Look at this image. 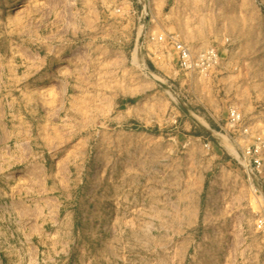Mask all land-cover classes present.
Returning <instances> with one entry per match:
<instances>
[{"label": "rangeland", "instance_id": "374dc122", "mask_svg": "<svg viewBox=\"0 0 264 264\" xmlns=\"http://www.w3.org/2000/svg\"><path fill=\"white\" fill-rule=\"evenodd\" d=\"M154 7L220 65L181 71L134 0H0V264H264V170L228 126L264 138V0Z\"/></svg>", "mask_w": 264, "mask_h": 264}, {"label": "built area", "instance_id": "2783aa9c", "mask_svg": "<svg viewBox=\"0 0 264 264\" xmlns=\"http://www.w3.org/2000/svg\"><path fill=\"white\" fill-rule=\"evenodd\" d=\"M137 5V24L139 36L159 45L169 46L175 53L180 70L190 76H206L211 70L220 65V54L212 46L193 48L180 39L176 33L164 31L160 34L152 33L155 24V0H134ZM228 126L233 132H238L244 141L243 160L245 168L256 176L264 170V138L253 136L252 128L237 108H231L228 117ZM258 228L264 230V220L258 221Z\"/></svg>", "mask_w": 264, "mask_h": 264}, {"label": "bare ground", "instance_id": "6f19581e", "mask_svg": "<svg viewBox=\"0 0 264 264\" xmlns=\"http://www.w3.org/2000/svg\"><path fill=\"white\" fill-rule=\"evenodd\" d=\"M75 54H78V53H75ZM53 87H56L57 85L56 84H53L52 85ZM66 96V92L61 89V97H65ZM99 170L96 172V174H98ZM11 173H14V174H18V179L21 180V181H27V180H33L34 177H35V170L33 168H25V169H22V170H18V171H11ZM14 209H22V210H26V207L25 205H23L21 202H15L14 205H13Z\"/></svg>", "mask_w": 264, "mask_h": 264}]
</instances>
